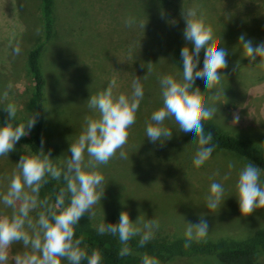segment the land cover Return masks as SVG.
<instances>
[{"label": "rangeland", "instance_id": "rangeland-1", "mask_svg": "<svg viewBox=\"0 0 264 264\" xmlns=\"http://www.w3.org/2000/svg\"><path fill=\"white\" fill-rule=\"evenodd\" d=\"M189 7L211 29L212 49L223 47L227 53V67L221 70L224 76L215 85V100L205 90L200 101L216 108L210 123L264 150V68L257 66L259 58L249 62L237 44L241 33L253 46L264 40V0H174L166 8L159 6V0H54L55 33L40 66L45 78V138L57 145L58 168L70 155L68 144L79 135L85 117L98 118V112L87 107L89 95L102 91L111 80L116 81L114 96L127 95L134 76L140 78L144 91L123 145L129 159H121L117 150L106 164L97 166L104 177L102 196L86 212L95 228L103 218L110 223L111 214L121 211L135 224L156 220L151 240L182 238L185 223L196 224L200 219L207 221L208 233L198 240L240 241L264 227V209L242 214L233 196L237 173L249 162L230 151L214 149L195 168L191 165L195 145L183 133L177 131L165 141L161 138L162 143L144 138L145 120L161 106L159 79L163 75L179 79L182 72L173 55L186 43L181 11ZM126 17H133L136 24L125 27ZM42 31L39 0H0V92L8 93L0 96V108L14 104L19 118L29 116L31 79L26 53ZM13 47L20 49L18 55L12 54ZM234 115L239 116L236 123ZM21 148L23 155L29 154L25 145ZM18 158L14 151L0 156V193L6 190ZM84 158L88 159L86 153ZM213 180L224 186V192L218 208L208 211L203 204ZM260 182L264 183L261 170ZM11 213V208L0 204V215ZM10 247V256L24 250L19 242ZM259 260L264 264V249L259 251ZM158 262L219 264L207 254Z\"/></svg>", "mask_w": 264, "mask_h": 264}, {"label": "clouds", "instance_id": "clouds-1", "mask_svg": "<svg viewBox=\"0 0 264 264\" xmlns=\"http://www.w3.org/2000/svg\"><path fill=\"white\" fill-rule=\"evenodd\" d=\"M184 22L182 38L186 43L180 48L179 56L182 72L179 79L172 75H163L159 79L161 106L150 113L144 122V138L152 142H161L172 138L177 131L193 142L195 147L191 156V165L199 168L212 154L215 144L212 135L203 131V121L215 115L216 108L205 107L197 98V91L203 88L215 100L214 89L224 76L221 70L227 67L226 50L223 47L209 49L211 29L203 24L195 8L181 11ZM125 27L136 24L133 17H126ZM174 23V22H170ZM144 25L142 27L144 28ZM237 44L249 62L258 59L257 66L264 68V40L253 46L251 39L241 33ZM13 55L20 49L13 47ZM203 52V59L199 54ZM199 63V67L197 64ZM198 83L194 84V80ZM116 81L111 80L102 91L87 98V107L98 112V118L85 117L82 129L76 139L68 144L61 167L50 162L49 155L43 151V138L39 152L20 155L8 178L6 190L0 193V204L12 209L11 215H0V264H101L98 250L90 251L81 247V239H74L73 226L85 212L89 213L102 196L100 186L104 182L98 165H103L119 151L121 159H129L123 151L128 137V129L134 124L139 102L143 98V86L140 78L134 76L131 92L113 95ZM196 86V87H194ZM191 89V91H189ZM212 90V91H210ZM7 91L0 96H7ZM6 120L0 122V156L14 150V144L26 136L36 124V117L30 116L25 122L13 124L17 108L8 103L3 108ZM239 120L233 116V123ZM88 159L85 160L84 155ZM231 167V165H229ZM46 176L66 185L68 196L64 204V189L56 196L54 204L48 198L39 199L40 188L46 183ZM27 189V191H26ZM233 196L239 212L245 215L258 209H264V183L260 182V169L252 163L239 169L234 185ZM224 186L213 180L205 196L204 207L216 210L221 201ZM43 209L36 215L35 221L29 213L36 208ZM183 231L184 247L205 237L208 224L204 219L196 224L185 223ZM158 226L154 219H145L141 224L130 222L127 212L121 211L114 223H105L104 218L97 225L99 235L111 234L117 237L121 247L117 253L124 257L131 253L128 241L138 236V245L143 247L152 239L153 229ZM19 242L24 249L10 256L11 245ZM142 264H159L155 257L143 256Z\"/></svg>", "mask_w": 264, "mask_h": 264}, {"label": "trees", "instance_id": "trees-1", "mask_svg": "<svg viewBox=\"0 0 264 264\" xmlns=\"http://www.w3.org/2000/svg\"><path fill=\"white\" fill-rule=\"evenodd\" d=\"M174 0H159L161 8L169 7ZM39 9L42 19V37L27 51L25 58V66L31 79V87L28 97L29 116L27 118H15L11 121L14 125L25 122L30 116L36 117V124L31 131L21 137L14 144V153L19 157L24 151L21 148L25 145L30 153L39 152L40 141L43 138V151L49 155L50 162L58 167L59 151L54 142L47 141L45 138V117H44V85L45 78L40 66V58L46 45L53 39L55 29L54 0H39ZM207 47L212 49L208 44ZM204 53L199 54L202 60ZM175 63L182 67L180 63L179 51L173 55ZM199 67V63L197 64ZM182 70V69H181ZM198 83V79L194 80V84ZM196 87V86H194ZM191 91V89L189 90ZM205 89L199 88L197 98L201 101V97ZM6 112L0 108V122L6 120ZM203 131L205 134L212 135L211 143L215 144L214 149H224L237 155L247 162L254 164L264 172V150L262 147L248 142L240 136L223 131L210 123V120L203 121ZM10 153V152H9ZM12 154V153H11ZM46 183L42 184L39 192V199L48 198L49 204H54L56 196L60 194V190L64 189V204L68 203L66 185L63 180L57 181L46 176ZM41 208H36L29 213V216L35 221L36 215ZM118 212H113L110 222L114 223L118 219ZM74 239H81V247L90 251L96 249L101 254V264H142V257H155L158 261L173 260L176 257H182L188 254H207L212 256L219 264H261L259 260V251L264 249V227L258 229L253 236L240 240H194L189 246L184 247V237L177 238L172 241L150 240L143 247L138 245L139 237L129 239L128 247L131 253L127 256L120 257L117 255L121 244L117 237L111 234L99 235L96 228L91 224L86 212L81 216L77 225L73 226ZM85 264V261H81Z\"/></svg>", "mask_w": 264, "mask_h": 264}]
</instances>
